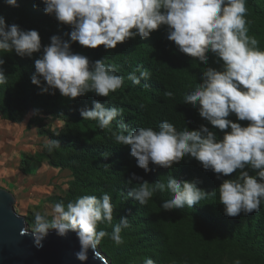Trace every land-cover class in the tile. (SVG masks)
<instances>
[{"label": "clouds", "instance_id": "1", "mask_svg": "<svg viewBox=\"0 0 264 264\" xmlns=\"http://www.w3.org/2000/svg\"><path fill=\"white\" fill-rule=\"evenodd\" d=\"M46 15L71 31L68 40L53 35L48 45L42 46L37 30H23L18 24H7L0 15V52H12L21 58L34 60L31 83L40 94L60 95L69 100L94 93L108 97L120 89L125 77L118 74L115 63L107 57L90 61L85 55L74 53L72 44L88 49L103 46L115 49L129 39H148L162 26L167 28V39L174 42L180 53L195 58L206 66L193 91L185 94L186 105L197 108L199 116L212 128L223 132L218 138L215 131L201 124L196 130L185 127L178 131L167 120L158 129L130 128L123 121L112 131L116 145L130 148L137 166L148 173L149 165L172 169L181 159L198 161L204 170H211L223 179L218 190L224 215L237 217L242 213L259 211L264 202V50L258 47L254 36H249L247 0H41ZM10 7H19L18 0H5ZM208 53L214 55L220 69L208 65ZM5 59L0 57V86L8 83L4 69ZM150 72L138 65L127 75V80L140 85L148 80ZM147 87V85H144ZM166 97L174 93L166 91ZM83 120L96 121L99 129H112L122 109L106 107L93 101L91 108L79 110ZM247 121L246 126L229 119ZM32 115H40L34 109ZM44 147L49 151L60 148L58 140L47 139ZM107 159L109 153L101 154ZM105 166H108L105 164ZM255 173L254 175L251 173ZM136 183H133V182ZM199 181H180L167 175L150 184L143 177L132 174L127 181L129 190L122 193L126 199L146 205L154 193L168 192L171 198L162 201L165 212L193 208L217 190L207 193L199 188ZM112 196L85 194L65 204L63 201L34 213L31 240L36 249L44 247L50 233L60 238L74 234L79 250L73 253L80 264H86L89 252L99 256L101 241L110 239L115 245L123 244L122 232L130 227L129 218L121 216L113 224ZM111 225V232L99 228ZM143 264H154L145 257ZM235 264H240L237 260Z\"/></svg>", "mask_w": 264, "mask_h": 264}, {"label": "trees", "instance_id": "2", "mask_svg": "<svg viewBox=\"0 0 264 264\" xmlns=\"http://www.w3.org/2000/svg\"><path fill=\"white\" fill-rule=\"evenodd\" d=\"M18 4L19 7H10L5 4V0H0V15L6 18L7 24H18L23 30H37L42 44L50 43L53 35L69 39L67 33L71 31L70 27L61 25L53 16L46 15L41 0H18ZM246 7L248 34L254 36L258 47L264 50V0H247ZM72 51L87 56L90 61L107 57L109 63L118 66V74L125 77L123 86L110 92L108 97L88 93L69 100L62 97L58 90L55 95L44 94L45 100L62 103V111L56 113L61 121L89 126L94 131L95 142L82 150L76 162L78 168L84 164L86 167L83 174L76 177L69 195L75 199L85 194L99 197L108 193L112 196V223H118L121 216H127L130 222V227L122 232V254L130 261L139 259L143 262L148 257L154 264H208L207 254L212 245H215L234 247L239 253L255 259L257 264H264V253L245 244L248 231L240 233L237 226L229 225L245 214L228 217L224 215L220 204L217 189L223 179L232 178L235 173L230 177L218 178L217 174L204 170L198 161L189 157L181 159L172 169L150 164L151 170L145 173L130 155V148L116 145L112 139V131L116 130V125L121 121L130 128L158 129L164 120L172 123L178 131L185 127L196 130L204 124L222 139L223 132L212 128L199 116L197 108L184 102L185 94L202 82L200 75L206 66L195 58L180 53L174 42L167 39L166 26L153 32L148 39H129L118 44L115 49L105 50L103 46L88 49L73 43ZM41 54L42 52L34 54L32 58H21L12 52H0V57L5 59V72L9 75L8 83L0 86V115L5 119L16 121V117L25 113L32 102L35 95L32 93L30 77L34 72V60ZM207 55V66L219 70L220 65L215 63L214 55ZM138 65L149 70L150 78L142 80L140 85H134L127 80V75ZM166 91L173 92V98L166 97ZM93 101H99L106 107L122 109V116L113 122L111 130L99 129L96 121L83 120L80 116V108H91ZM229 119L242 126L248 123L237 121L234 114ZM102 153L110 155L104 159ZM133 173L150 184L159 179L166 182L167 175L172 174L180 181H199L197 186L209 194L215 190L217 192L193 208L185 206L183 209L165 212L160 205L162 201L171 198V194L166 191L154 193L146 205L125 198L122 193H126L131 187L127 181ZM261 206H264V202ZM99 228L108 232L112 230L108 224H101Z\"/></svg>", "mask_w": 264, "mask_h": 264}, {"label": "rangeland", "instance_id": "3", "mask_svg": "<svg viewBox=\"0 0 264 264\" xmlns=\"http://www.w3.org/2000/svg\"><path fill=\"white\" fill-rule=\"evenodd\" d=\"M48 44L43 42L42 46ZM32 88L35 96L16 121L0 115V189L12 196L11 207L30 233L36 211L55 202L75 200L69 193L86 167L84 164L79 169L76 162L82 150L96 139L89 126L61 121L56 113L62 111V103L47 101L40 89L35 85ZM34 109H39L40 115H32ZM47 139L58 140L61 147L49 152L44 147ZM229 225L237 226L240 233L248 231L245 244L264 253V206ZM97 251L106 264H143L139 259L128 260L122 254V245L106 238ZM237 260L240 264H257L234 247L212 245L206 257L208 264H235Z\"/></svg>", "mask_w": 264, "mask_h": 264}, {"label": "water", "instance_id": "4", "mask_svg": "<svg viewBox=\"0 0 264 264\" xmlns=\"http://www.w3.org/2000/svg\"><path fill=\"white\" fill-rule=\"evenodd\" d=\"M12 196L0 189V264H80L73 253L79 250L74 234L60 238L50 233L42 249H36L24 220L18 217L11 205ZM86 264H106L100 256L89 252Z\"/></svg>", "mask_w": 264, "mask_h": 264}]
</instances>
